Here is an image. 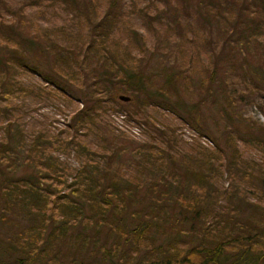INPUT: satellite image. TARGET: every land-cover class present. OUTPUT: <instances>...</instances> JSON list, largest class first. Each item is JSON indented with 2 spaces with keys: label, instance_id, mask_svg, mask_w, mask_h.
Returning <instances> with one entry per match:
<instances>
[{
  "label": "trees",
  "instance_id": "obj_1",
  "mask_svg": "<svg viewBox=\"0 0 264 264\" xmlns=\"http://www.w3.org/2000/svg\"><path fill=\"white\" fill-rule=\"evenodd\" d=\"M257 1L0 0V264H264V122L242 113L264 69L197 48L189 17L199 6L235 47L248 14L264 43ZM204 84L215 118L192 99ZM52 99L76 103L51 129L29 113ZM116 104L133 106L121 125Z\"/></svg>",
  "mask_w": 264,
  "mask_h": 264
},
{
  "label": "rangeland",
  "instance_id": "obj_2",
  "mask_svg": "<svg viewBox=\"0 0 264 264\" xmlns=\"http://www.w3.org/2000/svg\"><path fill=\"white\" fill-rule=\"evenodd\" d=\"M125 1V0H124ZM224 2L222 3L223 5H229L231 0H223ZM246 4H249L251 6H253L255 9H257V0H245ZM175 4V3H174ZM166 14L168 16H171V14H178L180 17V22L183 25V18L184 16L180 13L179 14V10H172L171 8L168 9L166 11ZM202 15V16H201ZM167 16V17H168ZM247 16L249 17V15L247 14ZM254 16V15H252ZM182 17V18H181ZM189 17L192 21V30L196 32L197 36L195 35L196 38V42L195 45L197 46V48H201V43L202 40L200 39V37L202 36V38L204 40L207 41V45L208 42H210L211 44H213V48L215 49L216 52L221 53V54H225L226 57L228 59H232L233 61H235L236 63H240L241 64V68H234V71L237 75L242 74L240 71L243 72H248L252 69H256V68H262L264 69V43L260 40L256 41V40H252L249 39V33H250V29L252 27V23L249 22L247 20L248 17H241V20H243V23L246 24V27L248 29H243L241 35L239 36H243V37H239V39H237V42H233L235 47L232 45H229L227 43H222L223 38H224V33L223 31L220 30V28L217 26V24L214 23V20L209 16V17H205L204 16V12H202V9L195 6V4H193L190 8H189ZM204 17V18H201ZM169 18V17H168ZM183 20V21H182ZM179 24L177 25L176 28V32H175V36L176 38H179V34H183L182 32H178V28H179ZM186 28L187 26L184 25ZM185 35H188L189 37L192 38L193 40V35L190 31H186L184 32ZM191 34V36H190ZM247 36V38H246ZM175 38V37H174ZM233 38H238V36H234ZM187 41V40H186ZM246 41V45H243L242 42ZM188 42V41H187ZM187 47H188V43H186ZM233 48H231V47ZM232 52H234V54H232ZM239 52H242L239 53ZM223 62L222 57L220 58V61L218 63V66H220ZM200 64L199 63H195L194 62V66H198ZM190 76L194 79V77H204V72H200V69L196 72L193 73L192 75L190 74ZM191 78V79H192ZM35 79H38L35 76ZM39 80V79H38ZM195 81V80H194ZM192 86V85H191ZM205 87L206 85L204 84L202 87H196L193 86L192 89L194 91V96L192 99H195L198 95H203L204 96V102L201 105V109H205V107L209 110V114L211 116V118H215L216 116V112H214L213 110V106L210 104L209 99H210V95H206L205 96ZM213 87V86H212ZM210 86V92H211V88ZM118 95H126L129 97L128 93L125 92H119L117 93ZM130 98V97H129ZM132 101V99L128 102H122V103H130ZM118 102H121L118 100ZM133 102V101H132ZM76 102H73L72 104H68L67 106H64L63 111L62 112H58L57 109L55 108V106H60L61 107V103L58 100H54L52 99L51 101H44L41 103L40 106H38V108L36 110H33L29 113V118L32 121H44L46 124H49L50 128L52 129L57 127H61L63 123H65L66 118L68 116V112L71 110L72 106L75 105ZM78 106L79 103H77ZM264 104V91H258L256 93H254L253 98H252V103L247 105L244 110L242 111L243 116L244 117H248L251 120H258L260 122H264V117L262 116V114L260 113L258 106ZM127 105V106H126ZM126 108H123L120 105H115L113 107V109L108 112H111L112 114L108 115L110 117H113L118 124H122L121 119L119 120V114L123 115V113H127V110L131 109L133 106L131 104H125ZM182 117H185L183 112H180ZM107 116V115H106ZM153 117H155L159 122H165V121H169V123H174L173 120H171L172 118L168 117L169 115H165V117L161 116L158 112L154 111L152 114ZM53 118L55 119L53 122L49 123L50 121L48 120V118ZM136 120H138L139 122L136 123V121L133 120V122H130L131 127L130 131L136 132L138 133L140 130V120L138 117V114L134 115L133 118H136ZM115 121V122H116ZM110 122V120H109ZM139 123V124H138ZM144 126V124H143ZM145 128V127H144ZM178 128H179V132L181 133V138L185 141L189 140V137L195 136V132L193 131L194 129H192L190 126H188L187 123H183L182 121H178ZM143 136H139L138 138H143L145 136V133H142ZM201 138V137H200ZM201 140H204V137L201 138ZM206 142V141H205ZM207 143V142H206ZM208 145L210 143H207ZM250 154L251 155H255V153L253 152V150H250ZM257 154V153H256ZM68 161L74 165V161L73 159L70 157L68 158ZM5 226L2 225V227H0V238H4L5 235H3L2 229ZM7 227V226H6ZM0 256V260L1 261H7V257L4 256L3 252L1 253Z\"/></svg>",
  "mask_w": 264,
  "mask_h": 264
},
{
  "label": "water",
  "instance_id": "obj_3",
  "mask_svg": "<svg viewBox=\"0 0 264 264\" xmlns=\"http://www.w3.org/2000/svg\"><path fill=\"white\" fill-rule=\"evenodd\" d=\"M117 97L119 100H122V101H127L129 99V97L126 95H118Z\"/></svg>",
  "mask_w": 264,
  "mask_h": 264
},
{
  "label": "built area",
  "instance_id": "obj_4",
  "mask_svg": "<svg viewBox=\"0 0 264 264\" xmlns=\"http://www.w3.org/2000/svg\"><path fill=\"white\" fill-rule=\"evenodd\" d=\"M119 116H120V117H119V120L123 118V115L119 114Z\"/></svg>",
  "mask_w": 264,
  "mask_h": 264
}]
</instances>
